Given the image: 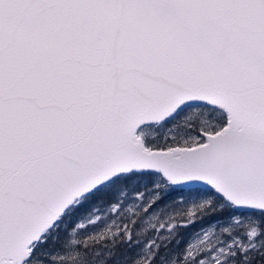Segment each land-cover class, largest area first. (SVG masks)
Returning <instances> with one entry per match:
<instances>
[{
  "label": "snow or ice",
  "instance_id": "1",
  "mask_svg": "<svg viewBox=\"0 0 264 264\" xmlns=\"http://www.w3.org/2000/svg\"><path fill=\"white\" fill-rule=\"evenodd\" d=\"M0 264H264V0H0Z\"/></svg>",
  "mask_w": 264,
  "mask_h": 264
}]
</instances>
